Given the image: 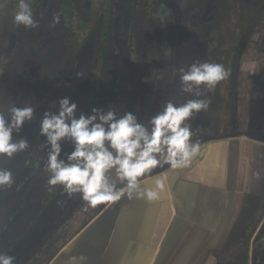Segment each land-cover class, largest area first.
Instances as JSON below:
<instances>
[{
  "label": "rangeland",
  "instance_id": "obj_1",
  "mask_svg": "<svg viewBox=\"0 0 264 264\" xmlns=\"http://www.w3.org/2000/svg\"><path fill=\"white\" fill-rule=\"evenodd\" d=\"M116 1L121 4L118 6ZM148 1L29 0L34 18L39 24V27L33 30L14 24L13 15L18 11V0H0V57L5 61L0 63V111L7 114V108L12 103L18 107L29 103L36 109L33 121L26 123L19 134L27 139L28 150L17 154L13 159L0 158V168H7L15 181L11 188H0V252L15 256V264H57L69 250L76 251L74 248L77 247L78 236L88 222L93 223L97 216L99 218L101 213L108 210H126V199L100 209L104 205L93 208L87 206L78 196H74L70 208L60 215L67 200L66 194L60 186L50 188L47 185L48 174L44 171L47 150L42 149L41 145L46 142V138L40 136L39 131L40 120L45 111H58V101L67 97L70 102L78 105L77 114L90 112L92 107L107 110L109 105H113L121 115L124 111L134 112L142 121L147 122V119L160 111L164 105H157L159 92L165 94L166 101L176 105L189 99H197L195 95L189 94L188 97V93H180L179 83L172 84L163 91H154L157 92L154 93L156 98L154 94L150 97L149 94L140 92L144 85L151 86V82L155 80L156 72L162 66L161 55L167 70L176 65L178 68L184 58L183 68L187 69L195 62L193 58L202 50L201 38L193 34L192 28L180 37L167 31L170 15H165L162 10L157 14V23L155 19L154 22L148 19L149 15L145 13ZM179 2L188 11L194 9L199 16L205 15L202 9L208 7L209 18H214L211 22L214 20L220 27V39L224 25L231 38H237V41L246 38L244 44L249 45L251 37H248L251 35L254 38L253 44L250 43L252 53L264 44V0L258 1L262 11H256L253 6L256 2L251 0L250 10H242L243 13L238 11L234 0ZM244 13H248L246 16L252 14L250 21L243 20ZM56 17L59 18L58 23L55 22ZM196 22L200 27L204 23ZM202 32L200 30V33ZM238 33L242 36L237 37ZM201 37L203 41L204 34ZM216 37L210 35L204 42H210L216 47ZM188 49L194 54H191V57H186ZM220 64L229 72L228 78L219 82L215 92V97L220 100V104L215 108H221L219 111H213L212 115L209 109L198 113L190 121L192 131L197 133V126L200 128L206 136L200 145L202 149L209 147L206 149L208 152L219 143L218 141L234 144L240 137V142H247L245 153H228L226 162L222 156L218 158V153H212V157L210 155L206 158L209 154L200 151L188 168L170 170L165 167L162 171L168 170L171 173L169 183L174 185L178 180L177 173L183 177L197 166L200 173L203 168L215 167L216 174L221 170L220 174H227L230 181L237 177L233 175V170L239 164L241 170L244 166L251 167L252 170L257 168L261 175L259 177H255L251 169L248 178L244 172H240V177H245L249 186L252 183L257 187L261 198L255 211L252 204L254 215L251 221L255 223V228L250 231L251 221L246 224L245 231L249 235L247 238L253 243L250 232H258L259 237L264 239V141L254 140V137L249 136V133L264 135V122L257 126L255 121L259 118L264 121V108H258L261 104L264 105V61L244 57L233 64L228 61ZM233 71H241L242 74L239 78H233ZM77 73L82 75L78 76ZM227 80L231 85H239L236 91L237 106L229 100L230 89L228 93ZM150 86L148 91L152 92ZM198 98L204 99L203 96ZM216 102L213 103L214 106ZM162 103L165 102L162 100ZM146 105L148 110L142 109ZM234 107H237V112H234ZM144 110H147L146 115ZM221 114L226 115V118ZM233 114H237L238 122L232 120ZM238 133L241 135H233ZM193 140L195 141L194 138ZM254 145H257V152L248 153L254 149ZM71 150V145L63 144L65 154ZM213 155H217L215 159ZM211 170L207 171L208 177L206 173L200 175V180L207 181ZM242 177L240 182H243ZM251 201L252 194L247 202ZM183 208L185 212L187 207L184 205ZM89 219L91 220L88 221ZM58 225L60 226L56 229ZM244 229L239 233L240 238L244 235ZM227 254L222 253V257L229 259L228 256H223ZM203 255L198 263L212 264L211 255L208 252Z\"/></svg>",
  "mask_w": 264,
  "mask_h": 264
},
{
  "label": "clouds",
  "instance_id": "obj_2",
  "mask_svg": "<svg viewBox=\"0 0 264 264\" xmlns=\"http://www.w3.org/2000/svg\"><path fill=\"white\" fill-rule=\"evenodd\" d=\"M54 19L59 22L58 17ZM13 21L17 27H39L29 0H18ZM4 62L0 57V63ZM173 73L179 75L180 91L196 97L205 95L201 88L210 92L229 76L222 64L208 61H195L187 69L174 67ZM208 107L206 98L189 99L180 105L167 101L144 122L134 112L119 114L113 105L107 110L92 107L90 112L77 114L78 105L61 98L58 111H45L40 120L39 135L46 138L41 148L47 150V185L60 186L69 199L78 196L93 208L122 199L155 202L160 196V181H155L154 189L144 185L150 182L154 170L166 165L170 170H181L192 164L201 145L193 140L190 121ZM35 113L29 103L22 107L12 103L7 114L0 111V158L13 159L28 150L27 139L19 134L26 123L33 121ZM64 143L72 149L66 154ZM255 175L259 177L260 173ZM14 184L12 173L0 168V188ZM15 262V256L0 252V264ZM69 264H87V257L73 256Z\"/></svg>",
  "mask_w": 264,
  "mask_h": 264
},
{
  "label": "crops",
  "instance_id": "obj_3",
  "mask_svg": "<svg viewBox=\"0 0 264 264\" xmlns=\"http://www.w3.org/2000/svg\"><path fill=\"white\" fill-rule=\"evenodd\" d=\"M240 141V137L234 144L218 141L209 152V147L207 150L201 148V153L206 151L209 154L206 158L218 153V158L222 156L227 162L228 153H245L247 142ZM250 152L256 153L257 145ZM228 163L230 166L231 161ZM197 167L183 177L177 173L178 180L174 185L169 183L171 173L168 170H154L144 187L154 189L155 181H160L157 201L126 199L125 211L108 210L99 218L97 216L93 223H89V219L78 236L76 251L68 249L67 255L57 264H67L71 257L80 255L87 257V264H199L198 260L206 252L211 255L212 264H264L255 244L258 232H250L254 242L246 243L249 237L246 224L252 220L261 199L257 187L252 183L249 186L245 177L241 176L243 182H240V172L247 177L251 167L244 166L241 170L239 164L233 170V175L238 178L234 177L232 181L227 174H220L221 170L216 174L215 167L203 168L202 173ZM210 170L208 182L201 181L200 175L206 173L208 177ZM257 172L260 173L257 168L251 171L255 177ZM251 194L253 201L247 202ZM184 205L187 207L185 212ZM242 229L244 235L240 238ZM222 253H228L223 256L229 259L222 257Z\"/></svg>",
  "mask_w": 264,
  "mask_h": 264
},
{
  "label": "flooded vegetation",
  "instance_id": "obj_4",
  "mask_svg": "<svg viewBox=\"0 0 264 264\" xmlns=\"http://www.w3.org/2000/svg\"><path fill=\"white\" fill-rule=\"evenodd\" d=\"M234 1L237 4L238 11H240L241 13H243L244 11H247V8H249V4H250V1L251 0H234ZM258 1L259 0H255L256 5H253V6L256 7V9H257L256 11H262V10L259 9ZM192 10L195 11L194 9H192ZM197 10L199 11L201 9H197ZM202 10H203V13L205 12V15L206 16L205 15L199 16V14L196 13L197 14L196 15V21H198V22H204L203 24H205V26H206L205 28L206 29H203L202 30L203 32L201 31L202 33H200V29H198V27H200L199 26V23L196 22L197 23L196 24V26H197L196 27L197 28V34L201 38V44L200 45H201L202 50H201L200 54H198L196 57L193 58L194 61H200L201 62L202 61V56L203 55L206 56L207 54H208V57L209 56L212 57V55H213V56L217 57L221 62L226 63V61H228V62H230V64H233L236 61H240L244 57H246V58L247 57H253V58L258 59V60H260L262 62L264 61V44L262 45V47L260 49L259 48L255 49V53H252V49H250V47H251L250 43L253 44L252 40L254 38L251 35L248 37V38L251 37L250 42H249V45L244 44V42H243V41H246L245 40L246 38L243 39V41H240V39H238V41H237V38H235V39L234 38H231V36L227 34V28L224 25L222 27V29H223V34H222L223 36H222V38L220 39L219 38V35H218V38H217L216 35H215V37H216V47H214L210 42L209 43L204 42L205 39H208L210 37V34H208L207 37H205V35H204V40L202 41L201 35L204 34L205 30L211 29V30H213L215 32V30H217L219 28V33H221V30H220V27L218 26V24H216V22L214 20L211 22V20L214 19V18L213 17H211V19L209 18V15H208L209 14L208 13L209 12L208 11V7H205ZM242 10H243V12H242ZM249 10H250V8H249ZM248 12H250V11H248ZM247 14L248 13H244L243 14V20L244 21H250L251 20L252 14L249 15V16H246ZM262 22H263V26H264V18H263V21ZM222 24L227 25V23H222ZM201 27H203V25ZM228 33L230 34V32H228ZM211 35H214V34H211ZM263 35H264V33H263ZM241 36H242L241 33H238V36L237 37H241ZM232 39H233V41H232ZM161 59H162V64H161L162 66L159 67V71L156 72L155 80H153L151 82L152 84L154 82H157L158 80L159 81H162V79H164V78H170L171 79L173 77L174 78L176 77V74L173 73V69L167 70V68L165 66L166 62L163 59V56L162 55H161ZM232 61H233V63H232ZM183 64H184V62H182L181 65L177 69H179L181 67H184ZM240 72L241 71H233L231 76H233V78H239L241 76V74H242ZM261 76L262 75H260V77ZM170 79H169L168 82H166V85H167V83H169L171 81ZM227 84H228V87L226 88V90L228 91V93H229V89H230V95H229V98L230 99L229 100L234 103V106H237L238 105V96H237L236 91L239 88V85L236 84V83H234L233 85H231L228 80H227ZM149 86L144 85L143 86V89H140V92L143 93V94L148 95ZM201 89H202L201 92H203L205 94L203 96V98H207L206 97L207 96L206 90L204 91L203 88H201ZM215 98H214L213 101L209 102V108L208 109L210 110V115L213 114V111H219L220 108H221V107L219 109L218 108H215V107H217L220 104V100L218 98H216V99ZM215 101H217V102H216V105L214 106L213 103ZM258 108L263 109L264 108V105L261 104ZM142 109H147L148 110L147 105L145 107H142ZM229 109H230V107H229ZM234 109H235L234 112H237V107H234ZM147 110H144V115L147 114L146 113ZM209 110L207 112H209ZM226 111L228 112V109H226ZM119 114H120V112H119ZM221 115H224V114H221ZM208 116H209V114H208ZM224 118H226V115H224ZM232 120L234 122H238L237 114H233ZM242 121H243V119H242ZM255 121H256V125L257 126L259 125V123H263L264 122L262 118H259L258 121H257V119H255ZM246 122H248V121H246ZM196 132L197 133H195V135H194L193 138L195 139V141H198L199 143H202V141L206 139V136L203 135V132L200 131V128L198 126L196 128ZM233 135H238L239 136L241 134L238 133V134H233ZM249 136H252V137H254L257 140L264 141V135L257 136V135H252L251 133H249ZM207 138H209V137H207ZM263 182H264V177H263ZM250 240H251L250 238H246V243L249 244ZM259 240H260V237L258 236L255 244L258 246V248L260 250V255L262 257V260H264V254H263V251H262V246L258 242Z\"/></svg>",
  "mask_w": 264,
  "mask_h": 264
},
{
  "label": "trees",
  "instance_id": "obj_5",
  "mask_svg": "<svg viewBox=\"0 0 264 264\" xmlns=\"http://www.w3.org/2000/svg\"><path fill=\"white\" fill-rule=\"evenodd\" d=\"M34 1H37V0H34ZM115 3L118 6L121 4L120 1H116ZM161 10L163 11L162 13H164L165 15L166 14L170 15V18H169L170 21L168 22V29H167V31H170L171 33H175L176 35H179L178 37H180V35H182V36L183 35H186V32L187 31H191V28H192V30L194 31L193 34L194 35L197 34V28H196V12L193 11V10H189L188 11L187 8H185L183 5H181V3L179 2V0H149L147 2V4H146L145 13H146L147 16L149 15L148 16V19L150 18V20L153 21V22H154V19H155V21L157 23L158 22L157 14H158V12L160 13ZM137 14L139 15L138 12H137ZM116 16H117V13H116ZM169 25H171V26H169ZM202 25H203V27H198V29H200L201 31L203 29H206L205 28L206 27L205 24H202ZM208 34H210V35L211 34H214L218 38L219 28L217 30H215V32L213 30H211V29L205 30V32H204L205 37H207ZM187 51H188V53L186 54L187 55L186 57H190L191 54L194 55L193 53H190V50L189 49ZM7 54H9V53H7ZM182 58H184V55L182 56ZM204 61H208V62L211 61V62H214V63H221V61L217 57H215L213 55H212V57H210V56L208 57V54L206 56L205 55L202 56V61L201 62H204ZM183 62H185V58H184V61ZM175 64H177V60H176V63ZM176 66H178V65H176ZM176 66H175V68H176ZM169 79L170 78H164V79H162V81H159L158 80L157 82H154L150 86V90L152 92H148L149 96L152 97L154 93H157V92H154L156 90L163 91V90H166V88L168 86L172 85V84H178V83L181 84V81L179 79V75L178 74H176V77L175 78L174 77L171 78L170 79L171 81L169 83H167V85H166V82H168ZM218 85H219V83L214 88V90H212L210 92H207L206 91L207 92L206 93L207 94V96H206L207 98L206 99L207 100L209 99V102H211V101L214 100V98L216 96L215 92H216V89H217ZM204 91H205V89H204ZM180 93H181V91H180ZM188 95L189 94H187V96ZM188 97H190V95ZM154 98H156V95L155 94H154ZM162 100H163V102H167L166 101L165 94L162 95V93L159 92V98H158V103L159 104H157L159 107H160L161 104H164V103H162ZM263 191H264V186H263ZM72 199H73V197H72ZM68 203H69V205H68ZM70 206H71V200L67 197L66 203L63 205L62 210L60 211V215L63 214V213H65L70 208ZM59 226L60 225H58L56 227V229ZM254 228H255V223H252L251 228H250V231H252ZM258 242L262 246V251H263V254H264V249H263V247H264V239H262L260 237V240Z\"/></svg>",
  "mask_w": 264,
  "mask_h": 264
},
{
  "label": "water",
  "instance_id": "obj_6",
  "mask_svg": "<svg viewBox=\"0 0 264 264\" xmlns=\"http://www.w3.org/2000/svg\"><path fill=\"white\" fill-rule=\"evenodd\" d=\"M13 42H14V37H12V40H11V43L13 44ZM12 44H11V46H12ZM70 200H72V198L70 199ZM68 205H69V203H68ZM67 205V206H68ZM37 240H39V238L37 239ZM30 248V247H29ZM28 250V249H27ZM67 264H69V262H67Z\"/></svg>",
  "mask_w": 264,
  "mask_h": 264
}]
</instances>
